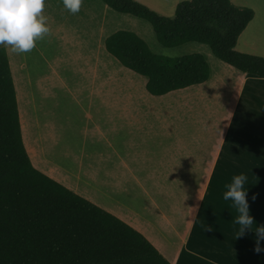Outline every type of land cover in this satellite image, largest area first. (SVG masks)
<instances>
[{
	"label": "crops",
	"instance_id": "crops-1",
	"mask_svg": "<svg viewBox=\"0 0 264 264\" xmlns=\"http://www.w3.org/2000/svg\"><path fill=\"white\" fill-rule=\"evenodd\" d=\"M231 2L254 11L235 49L264 56L252 41L256 34L264 44V0ZM60 9L66 10L64 4ZM79 25L94 39L82 42L104 46V39L96 38L98 24ZM16 55L18 116L34 168L133 227L171 264H264V251L253 250L255 228L264 225V78L215 62L205 82L153 96L145 84L137 87L123 73L108 71L96 56L94 66L91 59L82 72L65 74L70 81L31 74L28 106ZM51 97L54 103L45 104ZM52 149L55 162L46 158ZM241 174L254 222L252 231L238 235V207L223 197ZM81 176L100 191L113 185L119 190L133 180L153 203L151 192L158 191L171 200V218L157 204L151 212L158 225L134 223L81 193L85 189L72 179ZM260 245L264 248V240Z\"/></svg>",
	"mask_w": 264,
	"mask_h": 264
},
{
	"label": "trees",
	"instance_id": "trees-1",
	"mask_svg": "<svg viewBox=\"0 0 264 264\" xmlns=\"http://www.w3.org/2000/svg\"><path fill=\"white\" fill-rule=\"evenodd\" d=\"M112 11L146 21L157 42L207 45L224 64L264 78V57L238 52L239 35L254 11L231 0H184L173 17L136 0H100ZM105 51L145 78L153 96L205 82L200 53H154L135 32L116 30ZM0 264H171L137 230L38 171L25 150L7 51L0 47Z\"/></svg>",
	"mask_w": 264,
	"mask_h": 264
},
{
	"label": "rangeland",
	"instance_id": "rangeland-1",
	"mask_svg": "<svg viewBox=\"0 0 264 264\" xmlns=\"http://www.w3.org/2000/svg\"><path fill=\"white\" fill-rule=\"evenodd\" d=\"M136 1L144 4L159 15L166 17L174 16L176 9V4L174 5L175 0ZM56 3L57 4H55L53 0H45L43 14L47 17V25L50 28V34L43 40H38L36 42V47L31 52L19 54V57L16 55L18 58V64L21 61L19 80L23 86V91L25 92V102L28 106L30 104L29 79L31 74H38L39 78H50L52 81H57V76L66 81H70V79L66 78L65 74L82 72L83 68H86L91 59L92 66H94V58H96V56H100L97 54L98 52H100L101 56L96 59L98 61L99 59H102V64L104 67L109 68L108 71H111L113 74L114 72L118 73L119 71L120 73H123L125 80L127 78H132L135 86L141 87L143 85L144 88L146 81L145 78L121 66L105 51L103 44L99 47V45H96L95 43L82 42L85 40L94 42L93 37L88 36L89 29L87 27L85 29L84 26L79 25L83 23L98 24L99 29L97 31L96 38L100 40L105 39L106 36L116 30H130L139 35L156 54L175 57L190 53H200L204 55L211 69L216 67L215 62H218V64L222 66H226L223 62L219 61L212 55L207 45L201 43L190 42L170 48L161 46L157 42L151 26L146 21L130 15L118 14L106 7L100 0H83L81 9L76 14H72L66 8L65 11L60 9L63 5L62 1H57ZM84 35H86V39H83ZM255 35L252 36V41H255L256 43L254 46L259 53L264 54V44H262V40L260 38H256ZM0 47H4L8 53L12 72L15 64V54L11 53L10 49L4 45H0ZM226 67L229 68V66ZM12 77L14 80L13 72ZM52 99V97L48 99L46 98L44 103H54ZM37 104L39 105L38 102ZM18 105L21 109V101L18 102ZM29 115L30 111L28 108V113L25 115L28 122L30 120ZM67 132L70 133L69 130H67ZM87 149L90 150V145H87ZM55 155L56 151L52 149L48 151L49 157L46 158L55 162V160H58V158H54ZM92 168L93 166H90L88 167V170L90 171ZM93 169L95 170V168ZM80 178V180H77L75 177L72 179L77 183L76 185L78 187L85 189L81 193L90 195L93 199L103 203L106 208L112 211L120 210L121 213L127 215L130 219H133V222L135 221L134 223L140 225L144 222L151 223L152 226L158 225V215L151 212V209L156 211L154 206L157 204L160 208L164 209L165 213L168 212L169 217L168 207L170 206L171 200L159 195L158 191L151 192L154 195V199H156L154 200V204L133 180L128 183H124L122 189L116 190L113 185L107 189L103 188L107 191H100L95 188L94 183L91 184L90 181L85 180V177L81 176ZM161 223L165 224V221H161ZM170 235L175 236V233H170Z\"/></svg>",
	"mask_w": 264,
	"mask_h": 264
},
{
	"label": "clouds",
	"instance_id": "clouds-1",
	"mask_svg": "<svg viewBox=\"0 0 264 264\" xmlns=\"http://www.w3.org/2000/svg\"><path fill=\"white\" fill-rule=\"evenodd\" d=\"M82 3L83 0H63L64 7L72 14L80 11ZM44 7L45 0H0V45L17 55L31 52L38 40H43L50 34L47 17L43 14ZM246 179L243 174L235 176L223 197L226 201L232 200L238 207L240 215L236 223L241 226L238 235L253 230L254 218L249 215L244 190ZM255 234L256 245L253 250L260 253L264 251L260 245V241L264 240V225H258Z\"/></svg>",
	"mask_w": 264,
	"mask_h": 264
}]
</instances>
